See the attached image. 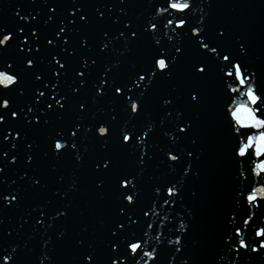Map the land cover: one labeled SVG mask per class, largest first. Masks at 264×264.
<instances>
[{
    "label": "water",
    "instance_id": "1",
    "mask_svg": "<svg viewBox=\"0 0 264 264\" xmlns=\"http://www.w3.org/2000/svg\"><path fill=\"white\" fill-rule=\"evenodd\" d=\"M171 2L0 0V264H264V0Z\"/></svg>",
    "mask_w": 264,
    "mask_h": 264
},
{
    "label": "snow or ice",
    "instance_id": "2",
    "mask_svg": "<svg viewBox=\"0 0 264 264\" xmlns=\"http://www.w3.org/2000/svg\"><path fill=\"white\" fill-rule=\"evenodd\" d=\"M189 3L187 2V0H185V2L183 3H179V2H171L169 3L168 7H170L171 9H175L177 11H184L186 9L189 8ZM83 19V17H82ZM182 26V25H180ZM22 31V30H21ZM61 31H63V29H61ZM135 35V33H133V36ZM11 40V35L10 34H7V35H2V38H0V45H4L5 42H10ZM49 43H51V41H49ZM202 45L203 47L205 48H208V45L207 44H203L202 42ZM177 51H179V49H177ZM209 51H215V48H211L209 49ZM224 59L227 60L228 59V56H224ZM29 64H31L32 62L31 61H28ZM57 63L59 64V61H57ZM156 66L158 67V69H160L161 71L167 69L168 67V64L166 62L165 59L161 58L159 59L158 61H156ZM60 67L63 68V64H60ZM198 72L200 73H203L205 71V69L203 67H198L196 69ZM80 76H83V73H79ZM229 75H233V72H229ZM234 75L239 79V82L241 84H245L246 83V80L243 78V72H242V69H241V66L239 65H234ZM141 80L144 79V77H140ZM16 82V79L13 75H10V74H7L5 72H0V85H3L5 87L9 86V85H12ZM104 83H107V81L105 80ZM102 91V87L100 89ZM115 93L116 94H120L121 93V88L119 86L115 87ZM41 95H43V93H41ZM249 99L252 101V103H256V101L259 99V97L257 95H255L253 93V91L251 89H249L248 93H247ZM192 99H196L195 95H193ZM58 104L59 106L62 107V104L58 101ZM0 107H3V108H7L8 107V103L6 100H3L2 99V102H0ZM247 112H249L251 114L252 110L251 109H245ZM131 111L132 112H136L138 111V106L135 102L132 103V107H131ZM12 115H15V113H12ZM233 115L235 116V113H233ZM250 118L255 120L256 122V125L257 126H264V120H256L255 116L254 115H250ZM3 119V116H0V120ZM99 132L101 135H104L108 132V129L104 128V127H100L99 128ZM9 135H11L9 133ZM73 135H75V133H73ZM5 139H7V137H5ZM124 141H128L131 139V137H129L128 135H124L123 138H122ZM261 140H264V134L261 135L260 137ZM251 143V141L249 142ZM63 146L59 143L56 144V149H60L62 148ZM245 154V150L242 148L240 150V155H244ZM110 166V163L108 161H104L103 162V169L104 170H107ZM96 168L97 170H101V166L100 165H96ZM127 182H125L126 184ZM7 200V204H10L12 201L16 200V197L15 196H12L11 199H8L7 197L5 198ZM127 199L129 201H131L132 197L129 195L127 197ZM249 201L251 202L252 200L255 199V196H249L248 197ZM121 227H123V225H121ZM259 235L261 236H264V232L262 233H259ZM112 247H115V244L112 245ZM129 247H130V250L132 253H137L138 250L142 249V245L140 243H130L129 244ZM241 247H247L246 244H244L243 242H241ZM262 247H264V245H262ZM145 255H149V253H144ZM118 258H113L111 264H116V260ZM87 260H88V264H92V256L91 255H88L87 256Z\"/></svg>",
    "mask_w": 264,
    "mask_h": 264
}]
</instances>
